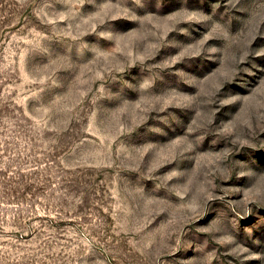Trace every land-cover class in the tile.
<instances>
[{"label": "rangeland", "instance_id": "374dc122", "mask_svg": "<svg viewBox=\"0 0 264 264\" xmlns=\"http://www.w3.org/2000/svg\"><path fill=\"white\" fill-rule=\"evenodd\" d=\"M0 264H264V0H0Z\"/></svg>", "mask_w": 264, "mask_h": 264}]
</instances>
